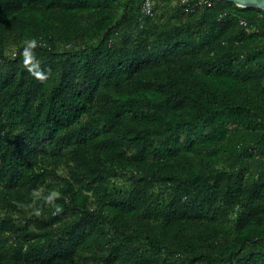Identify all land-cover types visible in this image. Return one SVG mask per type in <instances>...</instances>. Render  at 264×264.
I'll list each match as a JSON object with an SVG mask.
<instances>
[{"label": "trees", "instance_id": "1", "mask_svg": "<svg viewBox=\"0 0 264 264\" xmlns=\"http://www.w3.org/2000/svg\"><path fill=\"white\" fill-rule=\"evenodd\" d=\"M143 1L0 0V264H264V10Z\"/></svg>", "mask_w": 264, "mask_h": 264}, {"label": "rangeland", "instance_id": "2", "mask_svg": "<svg viewBox=\"0 0 264 264\" xmlns=\"http://www.w3.org/2000/svg\"><path fill=\"white\" fill-rule=\"evenodd\" d=\"M179 7V0H154V14L151 17L152 21H156L160 24L164 23L165 20L170 16V14H172L173 12H175ZM118 17H120V13H122L121 10L118 11ZM254 17L256 19L253 18L252 19H248L251 23H252V27L250 28V30H256V31H264V16H262L261 14L257 15L254 14ZM256 46L260 49H264V36L263 37H259L257 38L256 42H255ZM244 140H250V136L248 134H244ZM217 141H215L216 143ZM217 143L221 144L220 141H218ZM207 154V156H206ZM205 159L207 161L213 162L216 161L215 159H213L212 157H210L208 155V152H204L202 154ZM215 158L217 157L219 160H217L216 162L218 163V166L221 167H227L229 165L235 164L236 162L235 159V155L233 153H224V152H217L216 156H214ZM253 158L247 156L244 160H245V167L247 169L252 170L253 169ZM195 164L197 167L200 166V164L198 163V158H196L195 160ZM249 170V171H250ZM117 184V183H116ZM120 186L123 187V189L126 188V185H123L122 183H119ZM119 186V185H118Z\"/></svg>", "mask_w": 264, "mask_h": 264}, {"label": "built area", "instance_id": "3", "mask_svg": "<svg viewBox=\"0 0 264 264\" xmlns=\"http://www.w3.org/2000/svg\"><path fill=\"white\" fill-rule=\"evenodd\" d=\"M213 5V0H179V6L183 7L184 11L191 12L194 10H203L210 8ZM142 11L146 16L152 17L154 14V0H144L142 5ZM223 14L219 16L222 17ZM239 24L243 27L248 26V22L242 18H239Z\"/></svg>", "mask_w": 264, "mask_h": 264}, {"label": "water", "instance_id": "4", "mask_svg": "<svg viewBox=\"0 0 264 264\" xmlns=\"http://www.w3.org/2000/svg\"><path fill=\"white\" fill-rule=\"evenodd\" d=\"M217 1L229 2L240 8L253 7L264 10V0H217Z\"/></svg>", "mask_w": 264, "mask_h": 264}, {"label": "clouds", "instance_id": "5", "mask_svg": "<svg viewBox=\"0 0 264 264\" xmlns=\"http://www.w3.org/2000/svg\"><path fill=\"white\" fill-rule=\"evenodd\" d=\"M56 211H57V212H59V211H60V208H59V207H57Z\"/></svg>", "mask_w": 264, "mask_h": 264}]
</instances>
